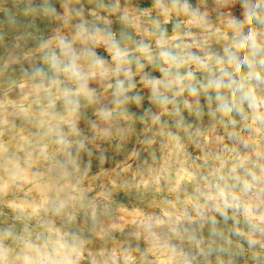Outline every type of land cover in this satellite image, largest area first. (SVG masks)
Segmentation results:
<instances>
[{
	"label": "clouds",
	"instance_id": "obj_1",
	"mask_svg": "<svg viewBox=\"0 0 264 264\" xmlns=\"http://www.w3.org/2000/svg\"><path fill=\"white\" fill-rule=\"evenodd\" d=\"M0 264H264V0H0Z\"/></svg>",
	"mask_w": 264,
	"mask_h": 264
}]
</instances>
